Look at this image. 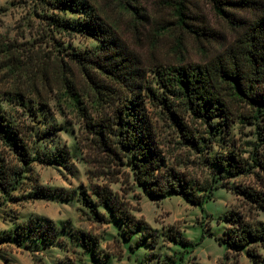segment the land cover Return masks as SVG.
Masks as SVG:
<instances>
[{"label": "rangeland", "instance_id": "obj_1", "mask_svg": "<svg viewBox=\"0 0 264 264\" xmlns=\"http://www.w3.org/2000/svg\"><path fill=\"white\" fill-rule=\"evenodd\" d=\"M92 1L118 35L144 56L146 66L156 59L165 64L178 63L179 58L181 65H204L217 55L221 43L227 46L234 39L235 31L207 0H190L189 4L215 32L213 38L217 41H204V47L182 28L154 35L156 26L173 20L168 5L172 0H139L143 12L151 17L149 22L142 23H134L123 8L124 0ZM256 1L264 6V0ZM230 11L242 19L249 18L251 13ZM45 13L38 0H0L1 105L14 127L29 139V145L42 159L26 166L16 187L2 198L0 264H254L246 248L235 250L226 243L219 244L217 238L224 236L230 226L225 215L232 210L249 222H264V209L238 191V187H247L264 192V169L259 160L264 161V122L241 119L238 115L250 110L238 102L230 119H214L217 130L212 143L208 142L213 148H191L159 101L164 97L163 90L155 73L150 71L146 85L155 89L158 98L149 90L143 98L165 157L164 168H174L213 190L203 205L191 203L181 193L155 196L135 180L130 167L133 156L124 157L123 164L116 155L104 150L87 128L90 119L60 98L63 73L59 58L67 60L64 55L67 51L96 48L101 42L85 32L72 35L54 31L44 19ZM59 13L78 17L74 13ZM180 36L181 52H175ZM153 42L156 44L151 49ZM73 70L80 87L84 81L82 74L76 67ZM36 89L47 100L46 105L33 100L36 95H32V90ZM19 91L28 92L29 98L22 100L16 94ZM173 103L180 104L177 99ZM86 105L93 118L112 117L110 109L102 108L99 112L92 104ZM177 109L190 128L203 132L206 126L191 118L182 101ZM225 143L247 159V173L226 177L222 169L210 163L209 159L223 151L221 146ZM0 153L14 167L23 165L17 154L1 141ZM52 157L57 160L49 161ZM93 186L111 190L117 205L133 214L137 222H145L147 228L138 227L130 232L101 204ZM85 194L90 205L83 201ZM31 218L56 225L59 231L51 229L49 236L54 242L46 244L45 240L14 235L13 231ZM80 232L85 233L87 244L82 243ZM254 247L264 258V248ZM173 258L176 262H171Z\"/></svg>", "mask_w": 264, "mask_h": 264}, {"label": "trees", "instance_id": "obj_2", "mask_svg": "<svg viewBox=\"0 0 264 264\" xmlns=\"http://www.w3.org/2000/svg\"><path fill=\"white\" fill-rule=\"evenodd\" d=\"M138 1L124 0L123 8L129 12L134 23L149 22L151 17L143 12L145 9ZM38 3L41 9L47 12L44 19L54 31L72 35L85 32L101 42L96 48L67 51L64 54L67 60L65 57L59 58L63 73L59 89L60 98L67 100L84 118L90 119L86 125L93 135L92 139L104 150L116 155L123 164H125L123 158L131 154L134 160L131 161L130 167L135 180L146 186L153 195L181 193L195 205H203L209 200L213 191L209 187L174 168H164L165 157L160 149L153 122L145 109L143 98V95L146 96L145 92L149 90L158 98L155 89L146 85L147 76L150 71L157 76L158 86L164 95L159 101H162L163 107L171 114L170 117L178 127L183 141L191 148L201 150L213 148L208 142L209 140L211 142L217 130L218 123L214 119L217 117L230 119V116L235 114L234 106L238 102L250 110L247 114H239L241 119L252 123L259 120L264 122V6L256 0H207L210 7L223 16L230 28L235 31L232 42L227 46L221 43L217 55L204 65L197 63L181 65L179 58L178 63L165 64L156 59L150 66H146L144 56L118 35L115 27L101 15L92 0H38ZM168 3L173 20L156 26L155 36L182 28L203 47L204 41L212 42L215 32L194 13L189 5L190 0H172ZM230 10H248L251 13L249 18L242 19L236 17ZM59 12L74 13L78 17H65ZM155 44L153 42L151 49ZM174 51L181 52V36ZM70 63L82 74L81 78L84 81L83 85H80L81 88L77 86ZM45 70L46 68L43 69L44 75ZM16 94L22 100L29 98L28 92L19 91ZM32 95H36L33 100L37 103L42 105L48 103L38 89L32 90ZM173 99L179 100L180 104L175 106ZM181 101L184 110L191 114V118L203 122L206 126L202 133L198 128H190L185 118L180 115L177 108L181 106ZM87 103L92 104L99 112L102 108L110 109L112 117L102 116L99 119L91 117L88 114ZM259 135L262 133L259 132ZM0 141L14 151L23 162L20 167H14L0 153L1 205L3 196H8L21 180L26 166L33 160L41 159L29 145V139L21 130L16 129L5 115L1 98ZM233 147L225 143L221 146L223 151L209 159L213 166L222 169L226 177L245 174L249 170L247 159L238 155ZM53 160L57 159L52 157L49 161ZM254 160H260V167L264 169V161L256 158ZM92 190L101 204L116 220L122 221L130 232L138 227L147 228L145 222H137L133 214L117 205L116 195L111 190L99 186H93ZM238 191L264 209L263 191L247 187H238ZM83 201L90 205V199L86 194ZM225 220L230 226L225 229L224 236L217 238L218 243H226L235 250L246 248L254 264H264V258L254 247L257 245L264 248V222H249L234 210L225 215ZM51 229L59 231L53 222L44 223L31 218L20 224L13 232L16 237L41 239L47 244V241L54 242L53 238L49 237ZM80 233L82 243L87 244L89 240L85 233ZM39 234L42 237L36 236ZM171 262H176L175 258Z\"/></svg>", "mask_w": 264, "mask_h": 264}]
</instances>
